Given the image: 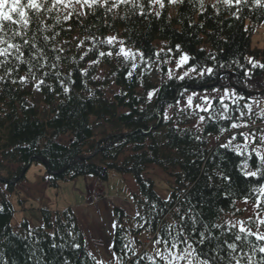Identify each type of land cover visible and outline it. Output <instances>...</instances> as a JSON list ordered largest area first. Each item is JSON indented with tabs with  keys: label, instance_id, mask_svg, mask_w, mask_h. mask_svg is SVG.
Returning <instances> with one entry per match:
<instances>
[{
	"label": "trees",
	"instance_id": "1",
	"mask_svg": "<svg viewBox=\"0 0 264 264\" xmlns=\"http://www.w3.org/2000/svg\"><path fill=\"white\" fill-rule=\"evenodd\" d=\"M156 12L148 0H142L140 4H121L111 12L98 8L95 15L84 21L87 30L76 26L78 22H64L56 31L69 25L72 30L61 32L56 38V46L66 51L56 53L61 56L57 69H45L51 73L49 77L37 72L35 79L29 76L20 83L19 77L27 74V68L21 66L19 72L0 81V179L11 181L20 177L30 163L31 167L41 163V158L48 162L52 172L64 171L49 174L46 183L53 188L80 177H93L104 184L112 172L131 176L139 189L134 196L137 214L129 217L122 208L113 209L117 225L112 251L120 264H127L133 253L143 257L140 264H153L148 257L166 264L156 257L157 252L150 251L140 234L150 232V243L161 236L170 240L168 231L176 235L181 216L188 226L192 223L188 218H195L196 228L201 231L208 226L209 241L194 245L201 251V259L228 264L230 250L224 241L234 242L239 229L227 225L225 217H239L242 211H236L238 203L243 202L244 194L252 187L259 185L241 171L244 156L231 148L219 147L221 143L213 145L212 140L217 135H236V141L241 142L243 137L239 133L251 132L257 137L256 143L264 148L259 142L264 135V68L259 67L264 64V49L253 45L255 33L264 22V0L259 4L256 0H242L239 4L218 6L201 0L168 5L165 0L159 17ZM108 36L118 37L136 52L138 63L116 55L119 47L107 44ZM74 37L89 39L77 48L79 41ZM65 40L69 43L65 44ZM159 43L164 45L163 51ZM176 45L180 46L179 52ZM137 49L145 53L144 59ZM101 51L113 55L100 56ZM181 53L192 58L187 68L213 67L215 74L183 81L168 79V63H174ZM57 71L59 77L55 75ZM100 72L104 73L102 78L98 77ZM42 78L45 82L37 90ZM13 79L17 83L13 84ZM214 85L229 87L246 97V101L237 96L235 103L224 101L229 106L225 113L215 99L207 113L175 111L170 120H165V109L176 106V100L192 90L211 91ZM65 88L69 91L65 92ZM185 88L188 91L181 96ZM153 89L157 91L150 98L148 93ZM245 102L250 112L244 107ZM237 108L245 113L242 119L240 111L234 110ZM225 115L231 120L223 118ZM200 116L205 117L201 128L195 126ZM232 122L247 127L221 134L220 129H230ZM64 136L69 139L68 144L59 142ZM249 165L247 171L255 170L254 155ZM152 167L170 178L169 200L161 199L157 193L155 178L150 176ZM223 175L229 176L230 182L222 179ZM5 185L10 191L16 186ZM249 202L253 203V199ZM0 206V264H96L71 208L55 215L43 211V227L32 228L25 221L16 229L12 226V206L6 200ZM261 213L264 215V211ZM215 224L221 227H213ZM192 236L198 238L195 233ZM236 243L242 251L238 249L234 255L241 258V264H249L248 257L251 264H264V253L259 252L264 241L249 236L247 241ZM77 244L79 248L75 247ZM157 246L167 254L163 244ZM185 247L180 244L173 251Z\"/></svg>",
	"mask_w": 264,
	"mask_h": 264
},
{
	"label": "snow or ice",
	"instance_id": "2",
	"mask_svg": "<svg viewBox=\"0 0 264 264\" xmlns=\"http://www.w3.org/2000/svg\"><path fill=\"white\" fill-rule=\"evenodd\" d=\"M131 0H0V70H3V75H0V81H4L5 77H10L14 72H19L21 66L27 68V74L19 77L20 83H24L31 76L33 79L36 78L37 72H42L44 78H47L51 73L45 69L55 70L58 68V63L61 60V56L56 53H63L66 51L63 47L56 46V38L61 35V32H70L72 30V25H69L67 28H61L60 31H56L57 26H60L64 22L74 21L78 22L76 26H83L87 30V26L84 25V21L87 20L89 15H95V12L98 8H105L106 11L111 12L114 8H117L121 4H128ZM153 5H159L161 9L165 7V0H148ZM185 0H167L168 5H178L183 4ZM242 0H235L236 4L241 3ZM224 4L232 5L233 0H223ZM256 3L259 4L260 0H256ZM87 10V11H86ZM143 11L141 15H143ZM157 17L161 15L159 11L155 13ZM83 18V19H81ZM54 21V23H49L48 21ZM79 42L76 45L77 48H80L84 45L85 40L89 37H85V40H80L79 37H74ZM95 39V37H91ZM117 41V37L108 36L106 42L109 45H112ZM105 41H101L104 43ZM65 44L69 41L65 40ZM120 47L119 51L115 53L116 55H123L125 59L130 56L135 59V54L128 49L123 41H119ZM176 49L179 52L180 46L176 45ZM91 51V49H89ZM163 51V50H161ZM172 49L169 48L168 52H171ZM137 52L141 59L145 58V53L137 49ZM88 53L85 52L84 56ZM100 56H112L113 52H108L107 54L103 51L99 53ZM157 57L160 56V52L155 53ZM84 56H81L80 59H84ZM190 56L187 53L179 54V58L176 60V67L178 69L183 68L185 65L189 64ZM214 59V58H213ZM53 61L49 63V61ZM167 62V61H165ZM92 63H98V61H92ZM256 64H253V67H256ZM135 68L136 65H133ZM220 67H223L221 65ZM259 67L264 68V64H260ZM190 73H195L199 77H204L205 75L212 76L215 74L213 67H204L192 65L183 71L181 75L177 78L181 81L185 78H193L190 76ZM86 74V73H85ZM56 77H59L60 73L57 71L55 73ZM131 75V73H129ZM169 78H172V72L169 70ZM247 76L248 73L246 72ZM13 84L17 83L15 79L11 81ZM45 80L42 78L38 81L36 87L39 90L40 85H43ZM65 92L69 91L68 88L64 89ZM157 90L153 89L148 93L151 98ZM187 88L184 89V92H181L180 95L184 96L187 92ZM212 93L223 92V95L212 97L211 93H197L193 91L186 98V107H193V98H198L203 101V105L197 103L195 108L199 109L202 112H208L212 107V100L216 99L219 101L224 112L228 111L229 106L224 103V96L235 95L239 100L246 101V97L239 95L229 87H216L215 85L211 88ZM255 102V101H254ZM235 103V101H234ZM176 104L180 105L181 101L176 100ZM171 107V105H170ZM245 108H248L249 112L251 108L247 103L244 104ZM185 110L184 107L180 109L181 112ZM240 111V119L245 115L244 111L240 108L234 109ZM225 119L231 120L228 116H223ZM212 119V117H209ZM205 117L200 116V121H204ZM241 127V124L232 122L230 129L221 128L220 132L223 134L225 131H230L231 129H238ZM244 127H247L245 124ZM239 135L243 137L244 144L233 145V141L236 140V135H231L227 143L219 144L221 148H231L238 155L244 156V160L241 164V171L244 176L252 177L257 180L258 187H252L243 196V203L247 205L250 199H253L252 211L259 220V225H264V218H260V212L264 211V151H261L258 147L251 148L249 150V140L251 143L255 144L257 142V137L255 133H245L240 132ZM199 139V137H197ZM217 141L220 140V136L215 137ZM260 144H264V135H261L259 138ZM253 155L257 158V165L255 170L247 171L249 169V161L252 160ZM222 179L230 182V177L223 175ZM259 193V195H255ZM235 201H233V206ZM179 210H177L178 212ZM237 212L240 209H236ZM244 211H248V208H245ZM192 223L191 226H188L184 221L185 217L181 216L180 222L176 225L179 228V231L176 232V235H172L171 231H168V237L164 238L161 236L160 239L155 240L156 244H163L167 249V254L157 251L156 257L159 258V261H164L166 264H180L182 261H186L187 264H213V260L208 258L201 259V251L198 250L194 245H205L210 237L206 233L208 232V226H204V230L201 231L196 228L197 221L195 218L189 217ZM254 223L252 216L248 217L247 221H237L234 224H231V228H236L238 225V232L234 236V242L229 243L224 241L229 252L228 264H241V258H237L234 253L238 249L242 251L241 245L236 242H245L249 236H254L258 241H264V232L253 231L250 226ZM115 227V225H113ZM170 228L172 226H169ZM215 228H220V224L213 225ZM155 231V228H154ZM187 233V235H185ZM196 234V239L193 238L192 234ZM241 234H244L243 236ZM191 241V242H190ZM183 244L186 247L180 249L179 251H173L178 249L179 245ZM75 247L79 248L80 245L77 244ZM256 250V247L253 246V251ZM259 252L264 253V246L259 247ZM91 256L92 253H89ZM109 261L116 258L114 251L109 249L108 252ZM223 259V257H220ZM143 259L141 256H137L133 253V258H130L127 264H140V261ZM153 264H158L155 257H148ZM215 259V258H213ZM249 264H251V257H248ZM96 264H105L103 260H97Z\"/></svg>",
	"mask_w": 264,
	"mask_h": 264
},
{
	"label": "rangeland",
	"instance_id": "3",
	"mask_svg": "<svg viewBox=\"0 0 264 264\" xmlns=\"http://www.w3.org/2000/svg\"><path fill=\"white\" fill-rule=\"evenodd\" d=\"M142 0H131L130 3L140 4ZM204 3L208 4H224L223 0H201ZM233 4L235 3V0H233ZM227 5V4H226ZM149 6L154 9V11H161V8L159 5H153L149 2ZM87 11V10H86ZM256 35L253 38V45L255 47H259L261 49H264V22L263 25H261L256 33ZM116 37V36H115ZM120 40L117 37V41L113 44L120 47L119 44ZM159 49L162 50L164 45L162 43L158 44ZM132 51V50H131ZM133 54H135V60L137 58V53L132 51ZM123 57V55H121ZM129 58H132L131 56ZM137 62V61H136ZM138 63V62H137ZM168 70H171L172 72V78H175L179 80L177 77L183 73V71L187 70V65H185L183 68L178 69L176 67V61L172 63V61H169L168 63ZM101 74L98 76L99 78H102L104 73L100 72ZM168 79H169V75ZM190 76L195 78L198 77L195 73H190ZM189 79V78H185ZM118 89L115 87L113 88V92L116 93ZM193 91L197 93H211L212 97H217L220 95H223V92L220 93H212L211 91H197L192 90L191 92L186 93L185 97L183 99H180L181 104L176 105L174 107H170L165 109V120H170L174 116V112L178 111L181 112L180 109L182 107L185 108L184 111H190V112H202L199 109L195 108V104L199 103L203 105V101L198 98H193V107L187 108L186 107V98L188 95H190ZM235 95H227L224 96V101H234ZM215 99L212 100V105L214 103ZM210 111V110H209ZM208 111V112H209ZM203 121H200L198 119L195 122L196 127H202ZM241 129H246L244 125H241ZM229 137H220V140L217 141L215 138L212 140L213 145L216 143H227ZM69 139L64 136L63 138H60L59 142L64 144H68ZM240 144L243 146L244 139L242 141H233V145ZM249 150L254 147H258L261 151H264V148L262 145H259L257 143L253 144L251 143V140H249ZM11 169H16L15 166H11ZM150 176L155 178V189L157 190V193L161 197V199L169 200V197L171 196L172 188L170 186V178L167 177L161 170L157 169L156 167H152L150 170ZM49 177V172H47V168L45 164L41 163H34L33 166L27 171L25 179L19 182H13L16 184L13 191L8 190L7 185L4 183L0 184V205L2 200H6L10 206H12L14 210V219L12 221V226L16 227V229L21 228V224L25 221L28 222L29 226L32 228L36 227H43L44 225V215H42L43 211H49L52 215H55L57 212H63L67 210L70 205H74L77 203L84 202V197L87 198L88 195H96V180L93 177H87V178H77L75 181H66L61 182L58 187H49L47 186L46 179ZM15 179V178H14ZM99 182V181H98ZM102 186L100 187L102 191L104 192L103 196L101 195L100 204H96L94 206L99 208V205L104 208L102 210L103 215L102 217V223L104 226L103 232L106 236L107 244H104L105 247H97V254H95L97 260H103L105 261V264H120L117 257L113 260L109 261L108 258V252L109 249L112 250V244L111 240L114 236V227L113 225H116L115 222V216L113 212V208H122L129 217H132L137 214V208L135 205L134 196L135 194L139 193L138 185L135 182L134 179H132L131 176H122L116 172H112L109 177V181L107 183H101ZM96 202V201H94ZM253 203L249 202L247 205H245L243 202H239L237 207L242 211L241 215L239 217H233V216H227L225 217V223L227 225L234 224L237 221L243 220L247 221L249 216H252L253 221L255 223L254 227H251L253 231H256L257 229L261 232H264V225H259V220L255 216V214L252 211ZM1 207V206H0ZM245 208H248V211H244ZM88 213H94L91 210L88 211ZM260 218H264V215L260 212ZM79 221V220H78ZM93 221V220H92ZM91 221V223H92ZM105 222V223H104ZM80 224V222H79ZM82 226V224H81ZM238 228V225L237 227ZM83 229V226H82ZM84 231V230H83ZM152 235L150 232L143 231L142 234H140V239L147 244L148 248L152 253H156L160 249L158 248L155 241L149 242ZM101 246H103L101 244Z\"/></svg>",
	"mask_w": 264,
	"mask_h": 264
},
{
	"label": "crops",
	"instance_id": "4",
	"mask_svg": "<svg viewBox=\"0 0 264 264\" xmlns=\"http://www.w3.org/2000/svg\"><path fill=\"white\" fill-rule=\"evenodd\" d=\"M98 181L95 183L96 191H97L95 193L96 195H88L87 198L84 197V202L70 205L73 213L76 215L80 224H82L83 226L84 235H86V239H87V244L89 245L90 250L94 255L97 254V247L103 248L105 247L104 244H107L106 236L103 232L104 226H103V223H102L103 220L101 217V215H103L102 210L104 208H102L100 205H99V208L94 206L96 204L101 203L100 200L98 203L94 202L95 199L96 198L101 199L100 198L101 195L103 196L104 194V192L100 188L102 184L100 181L99 182ZM89 210L94 212L93 216L91 217H89L90 215V213H88ZM89 218L93 220L92 223L90 224H88ZM82 221L84 224L82 223ZM101 244L103 246H101Z\"/></svg>",
	"mask_w": 264,
	"mask_h": 264
},
{
	"label": "water",
	"instance_id": "5",
	"mask_svg": "<svg viewBox=\"0 0 264 264\" xmlns=\"http://www.w3.org/2000/svg\"><path fill=\"white\" fill-rule=\"evenodd\" d=\"M262 94L264 95V93H262ZM40 161H42V163L45 164V166L47 168V171L51 175L60 174V173H63L64 172L63 170L58 171V172H52L50 170V168H49L48 162L44 158L43 159L41 158ZM31 165H32V163H30L29 166L22 172L23 174L20 177L15 178V179H12V181H8V180H5V179L1 178L0 181H2L5 184H12L13 182H19L27 174L26 172L29 170V168L31 167Z\"/></svg>",
	"mask_w": 264,
	"mask_h": 264
},
{
	"label": "bare ground",
	"instance_id": "6",
	"mask_svg": "<svg viewBox=\"0 0 264 264\" xmlns=\"http://www.w3.org/2000/svg\"><path fill=\"white\" fill-rule=\"evenodd\" d=\"M91 216H93V213H90L89 217H91ZM91 221H92V219H91V218H89L88 224H90V223H91ZM82 223H83V221H82ZM83 224H84V223H83Z\"/></svg>",
	"mask_w": 264,
	"mask_h": 264
}]
</instances>
